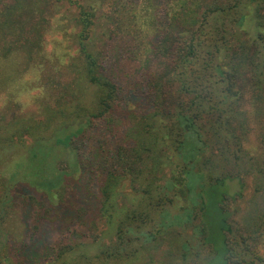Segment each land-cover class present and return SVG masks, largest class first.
<instances>
[{
  "label": "rangeland",
  "instance_id": "obj_1",
  "mask_svg": "<svg viewBox=\"0 0 264 264\" xmlns=\"http://www.w3.org/2000/svg\"><path fill=\"white\" fill-rule=\"evenodd\" d=\"M14 1L0 0V13H7L4 7ZM23 1L21 28L16 25L12 29L17 31L11 36L14 41L8 43L11 38L0 33V137L9 139V145L0 148V203L12 197L0 210V229L9 238L3 245L0 242V264H59L73 260L76 264H205L210 252L195 242L193 226L197 224V216L191 226L164 230L147 244L142 243L138 233L132 244L136 257L131 261L99 260L96 255L101 245H108L109 241L104 237L107 225L99 213V187L104 178L99 171L91 172L84 160L96 155V149L102 150L105 157L113 155L120 145L131 147L140 143L135 134L149 122L143 117L150 108L148 87L140 76L146 64L143 49L149 40H155V34L171 17L191 10L190 0ZM218 5L226 6V3ZM214 6L215 2L210 1L209 7ZM256 6L262 16L264 2ZM87 7H94L98 14L95 30L89 32L92 50L106 53L104 73L112 79L119 77L123 86L120 100L103 119L95 116L99 92L85 79L79 49V17ZM204 9L205 6L200 7L198 12ZM29 20L34 31L28 32L30 35L22 32L23 23ZM254 25L249 28L253 30ZM244 40H248L246 34ZM7 45L15 48L4 51ZM261 95L262 92L249 88L233 111L234 125L241 127L238 159L225 160L219 155L220 159L215 158L222 138H219L214 121L211 127L207 118L208 139L218 143L219 151L214 148L215 156L208 155L211 163L206 167L213 175L225 173L232 177L230 195L240 189L239 183L243 184L242 195L228 202L230 223L245 237L243 245L258 251L264 258V108L260 104L263 101L259 100ZM82 109L84 115L89 116V123L84 124L82 119L72 120L71 113ZM81 121L83 129L77 133ZM70 133L77 135L71 138L68 147L58 146L53 150L43 144L46 148L39 153L40 162L52 168L56 161L58 171L65 173L58 186L50 190L53 201L47 200L45 194L38 195L36 200L18 196L22 190L21 177L18 170L13 169V163L26 159L37 139L53 144L56 137ZM140 133L141 137H148L145 130ZM216 146L212 145L211 149ZM71 148L78 155L79 164L74 169L69 155ZM8 166L12 170H7ZM26 171L21 170L24 175ZM9 180L16 182L11 193L5 190ZM184 241H188L185 256L188 262L183 257ZM61 252L65 253L62 257ZM250 263L251 256L240 255L234 258L233 264Z\"/></svg>",
  "mask_w": 264,
  "mask_h": 264
},
{
  "label": "trees",
  "instance_id": "obj_2",
  "mask_svg": "<svg viewBox=\"0 0 264 264\" xmlns=\"http://www.w3.org/2000/svg\"><path fill=\"white\" fill-rule=\"evenodd\" d=\"M210 1L215 2L214 7H209ZM23 2L15 0L4 7L7 13H0L2 36L11 38L17 32L12 29L16 25L21 28ZM261 2L264 0H190L191 10L171 17L155 34V40H149L144 47L146 64L140 76L148 87L150 108L143 117L149 122L140 131L145 130L148 137H141L138 130L137 146L120 145L113 155L105 157L102 150L96 149V155L84 159L91 172L99 171L104 178L99 187V213L107 225L104 237L109 241L108 245H101L96 255L99 260L131 261L136 257L132 244L138 233L142 243L147 244L164 230L191 226L197 216L193 234L195 242L210 252L205 264H233L240 255L251 256L250 264L264 262L258 251L243 245L245 237L230 223L228 202L242 195L243 184L239 183L240 189L230 195L232 177L225 173L213 175L206 167L211 163L208 155H214V148L219 151L218 143L208 139L207 118L211 127L214 121L222 138L215 158L238 159L241 127H235L233 114L237 102L251 88L263 93L259 100L264 108V14L260 16L256 6ZM203 6L205 9L198 12ZM81 14L84 15L79 17L78 42L85 79L99 92L95 116L103 119L120 100L123 86L119 77L112 79L104 73L106 53L92 50L89 32L95 30L96 9L87 7ZM31 24L30 20L24 22L22 32L33 33ZM250 25H254L253 30ZM244 33L248 40H244ZM12 38L8 43L14 41ZM13 48L7 45L3 50L9 52ZM71 118L89 123L83 109L72 112ZM84 124L81 121L77 133ZM77 133L56 137L53 144L37 139L28 157L13 163V169L21 177L22 190L18 196L36 200L38 195L45 194L47 200L53 201L50 190L58 186L65 173L58 171L56 161L52 168L40 162L39 153L45 146L53 150L58 146L68 147ZM262 144L264 147V137ZM7 145L8 137H0V148ZM212 145L217 146L211 149ZM69 155L73 169L77 168L78 155L74 148ZM85 165L88 166L86 162ZM22 169L28 170L25 175ZM3 172L8 173L5 168ZM10 181L5 187L8 193L16 183ZM132 193H135L133 197ZM9 200L12 197L0 203V210ZM2 231L3 245L9 238ZM187 247L188 241H184L183 257L188 262Z\"/></svg>",
  "mask_w": 264,
  "mask_h": 264
}]
</instances>
